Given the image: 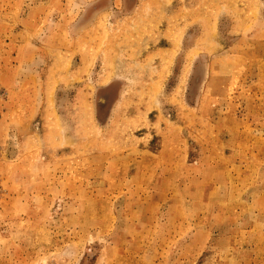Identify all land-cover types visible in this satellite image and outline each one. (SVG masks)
<instances>
[{
    "label": "rangeland",
    "instance_id": "obj_1",
    "mask_svg": "<svg viewBox=\"0 0 264 264\" xmlns=\"http://www.w3.org/2000/svg\"><path fill=\"white\" fill-rule=\"evenodd\" d=\"M0 264H264V0H0Z\"/></svg>",
    "mask_w": 264,
    "mask_h": 264
}]
</instances>
